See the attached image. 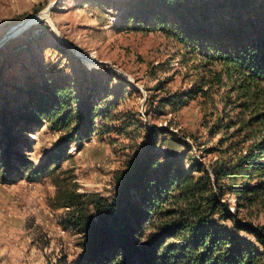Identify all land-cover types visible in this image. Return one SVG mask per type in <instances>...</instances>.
<instances>
[{
    "label": "rangeland",
    "instance_id": "1",
    "mask_svg": "<svg viewBox=\"0 0 264 264\" xmlns=\"http://www.w3.org/2000/svg\"><path fill=\"white\" fill-rule=\"evenodd\" d=\"M129 2L0 0V97L5 93L11 101L15 91L33 80L40 84L61 80L76 90L80 102L92 95L101 102L99 110L108 106L105 116L96 117L92 137L72 144L70 157L54 163L50 176L31 180L19 175L7 183L0 167V264H79L83 237L70 223L71 208L63 206L65 194H82L86 202L92 193L113 197L123 174L151 142L160 166L173 161L188 168L195 158L210 170L220 156L229 154L220 150L229 144H218L221 134L209 132L219 115L225 111V116L247 122L256 111H241L238 91L231 89L235 82L225 74L210 96L198 95L177 110L164 105L163 98L181 95L202 78H212L221 66L204 70L193 66L199 59L183 63L184 48L173 37L161 30L134 28L126 15ZM13 29L15 33L7 37ZM4 106L5 102L0 118ZM12 108L19 110V102ZM1 132L0 127V137ZM61 134L45 121L27 127L19 152L36 167L47 160ZM223 201L235 218L222 222L236 236L256 242L235 224L252 223L260 230L264 195L254 204L230 193ZM177 207L173 201L164 205L166 211ZM166 220L164 214L155 216L147 223L146 234Z\"/></svg>",
    "mask_w": 264,
    "mask_h": 264
},
{
    "label": "trees",
    "instance_id": "2",
    "mask_svg": "<svg viewBox=\"0 0 264 264\" xmlns=\"http://www.w3.org/2000/svg\"><path fill=\"white\" fill-rule=\"evenodd\" d=\"M129 6L127 20H133L136 30H161L183 46V63L199 59L193 66L204 70L221 66L212 78L163 98L164 105L177 110L198 95L210 96L225 74L235 82L231 89L238 91L241 111H256L247 122L225 116V111L219 115L209 132L221 134L218 144H229L220 150L229 154L210 170L195 158L188 168L173 161L160 166L151 142L123 174L113 197L92 193L86 202L82 194H65L70 223L83 237L79 264H264V226L235 224L254 242L236 236L222 222L235 218L223 201L226 194L250 204L264 195V0H131ZM14 96L11 101L5 93L0 97V105L5 102L0 167L7 183L19 175L31 180L50 176L54 163L70 157L72 144L92 137L96 117L105 116L108 108L99 110L101 102L92 95L80 102L76 90L61 80L27 82ZM12 102H19L20 109L14 111ZM44 121L62 134L47 160L34 167L19 152L20 138L27 127ZM252 127L255 131L248 134ZM255 178L260 181L253 184ZM171 201L179 207L166 211L164 205ZM240 207L239 200L237 212ZM163 214L167 220L146 234L147 223Z\"/></svg>",
    "mask_w": 264,
    "mask_h": 264
},
{
    "label": "water",
    "instance_id": "3",
    "mask_svg": "<svg viewBox=\"0 0 264 264\" xmlns=\"http://www.w3.org/2000/svg\"><path fill=\"white\" fill-rule=\"evenodd\" d=\"M13 31H14V29L9 32L7 37H10L12 34H14L15 32H13ZM2 41H4V40H2Z\"/></svg>",
    "mask_w": 264,
    "mask_h": 264
}]
</instances>
